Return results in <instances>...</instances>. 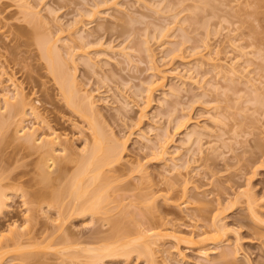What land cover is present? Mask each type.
<instances>
[{
	"label": "rangeland",
	"instance_id": "1",
	"mask_svg": "<svg viewBox=\"0 0 264 264\" xmlns=\"http://www.w3.org/2000/svg\"><path fill=\"white\" fill-rule=\"evenodd\" d=\"M24 1L37 22L17 0H0V106L16 85L37 112L0 110V233L9 243L0 264H264V0ZM45 34L72 55L78 86L96 102L92 121L126 141L123 160L105 167L107 190L95 185L107 191L95 216L70 213L69 195L39 203L28 193L44 187V153L19 137L23 126L56 131L73 153H59L51 175L63 177L48 190L66 185L91 141L87 117L42 54ZM138 223L172 234L153 263L134 250L86 256L136 237ZM15 224L23 235L12 242Z\"/></svg>",
	"mask_w": 264,
	"mask_h": 264
},
{
	"label": "bare ground",
	"instance_id": "2",
	"mask_svg": "<svg viewBox=\"0 0 264 264\" xmlns=\"http://www.w3.org/2000/svg\"><path fill=\"white\" fill-rule=\"evenodd\" d=\"M17 1V5L21 7V10L27 12V15L29 14L31 20H36L34 22H37V20H39L38 10H34L27 1ZM163 31H161L162 33L160 35L164 33ZM50 36L51 35L47 36L45 34L41 38H38V43L40 44L39 47L41 46L40 48L42 49V54L43 56H45V58H47L49 68L54 77L57 79V82L60 85L61 91L64 94L67 103L77 111H81L82 114L87 117V120L89 122L88 124H90L89 128H91V141H86V145L83 148L86 153L83 152L84 154L79 156V158L82 156L80 160H77V162H80L77 163L78 166L73 171L70 179L67 180L66 185L63 184V186L61 185L62 187H56L48 190L47 188L50 187L55 180H57L58 178L61 179L63 177V174L60 173L57 177H53L51 175L53 174V167H57V156L59 155V153L67 155V152L69 156V154L71 153H69L68 147L66 145H63V143L61 142V135L56 131H52L51 133H44L41 136H37L35 127H21V131H17L21 134H19V137L23 136L26 143L35 145L36 147H40L42 149V152L44 153L38 164L39 170L37 172V177H39L38 181L44 183V187H36L28 193L32 201H36L39 203L46 201L48 198H52L53 202L56 203L60 199H63L66 195H69L72 198L70 213L72 210V214L77 212V215L89 214L91 216H95L96 214H98L97 212L102 211V209L105 210V207L102 204L105 205L104 194L107 193V191L105 190H107L106 187L108 186V184H106L105 187L100 182L103 179L104 181L105 179H107V176L106 178L105 176H103L105 167H113V165H115L116 163L119 164L123 160L126 141L114 135L112 131L106 133L105 128L101 127L100 123H94L97 122L95 121L96 119L94 120V122L92 121V118H94L93 116H96L99 113H96V110L94 108L96 106V102L94 101L92 94L86 91L82 92V90L78 86L76 65L73 61L72 55L69 57V59L64 58L60 47L57 45L58 39H53V37L51 38ZM149 47L150 46L147 45V50L150 53L151 51ZM150 57H152V53H150ZM70 59L73 61H71L72 64L70 63ZM151 85H153V83H151L150 86ZM150 86L148 88L151 90L152 86ZM2 99L3 106H0V110L1 107H4L5 110H12L16 106H18L21 107L24 115H27L28 109H30L32 113L37 114L35 108L28 104L26 95H24L22 93V90H20L16 85L14 86L12 92L7 91L6 93H4ZM1 117L2 113L0 111V127L4 125V119H2ZM182 123H179L177 127L180 128ZM58 146H60V148ZM164 146V144H160V151L158 154L166 153L164 150ZM71 155H73V153ZM75 159L77 158L75 157ZM99 182L101 184H98ZM95 185H103V187L106 188L105 190L104 188H102V186L100 187L103 189V191H105L103 192L104 194L102 193V189L96 187ZM247 197L248 200L251 201V196L247 195ZM6 198L7 194L0 186V208L5 205ZM151 198H153V196ZM151 198L148 197L149 200ZM151 201L154 200L152 199ZM217 215L218 214L216 213V216H213V219L215 221H213V227L211 228V230L213 232L212 234L214 239H216L214 240L215 243H220L221 240L218 239L219 234L222 233L223 230H225V227L224 225H220V223H218L220 219L217 218ZM117 222L118 221L114 220V227L115 225H117ZM141 225L142 224L138 223L136 237L130 240L118 239L112 242L104 243L98 247L88 248V254L86 256L97 261L103 260L107 257H114L119 254L128 255V253L130 254V252L134 250L138 251V254L144 253L143 255H146L147 259L152 261L151 263H153V261L155 260L156 247L166 237H169L172 234L166 229L165 226H160L161 224L159 225V227H142ZM18 227L19 226L15 224L9 229L12 234L10 236L12 242H17L23 235L18 230ZM5 238V235L3 233H0V258L4 252L2 250L9 245L7 241H4ZM106 241L107 240L105 239V242ZM201 252L204 256H208L209 254L208 250L206 249L202 250ZM233 254V251L223 250L220 252V255L224 259H229Z\"/></svg>",
	"mask_w": 264,
	"mask_h": 264
}]
</instances>
